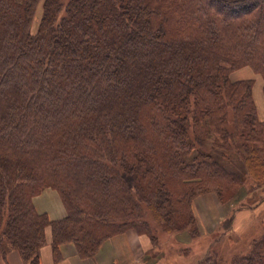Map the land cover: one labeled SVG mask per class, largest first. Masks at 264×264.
<instances>
[{"label":"trees","instance_id":"1","mask_svg":"<svg viewBox=\"0 0 264 264\" xmlns=\"http://www.w3.org/2000/svg\"><path fill=\"white\" fill-rule=\"evenodd\" d=\"M245 67L264 97V0H0V260L40 264L48 228L54 263L129 230L155 242L144 212L194 236V198L263 188ZM46 189L63 218L36 211ZM229 264H264V228Z\"/></svg>","mask_w":264,"mask_h":264},{"label":"rangeland","instance_id":"2","mask_svg":"<svg viewBox=\"0 0 264 264\" xmlns=\"http://www.w3.org/2000/svg\"><path fill=\"white\" fill-rule=\"evenodd\" d=\"M40 16L41 6L36 12L32 32L36 31ZM230 77L232 81H254L253 98L259 119L264 121L260 76L245 67ZM191 210L197 226L194 236L190 230L166 234L151 220L150 214L144 212L155 242L147 235L138 234L145 237L148 247L145 250L146 246H142V264H200L207 252L216 254L214 261L217 260V264H229L232 257L247 250L250 241L260 236L264 228V187L255 188L247 182L245 188L226 203H222L214 193L200 195L192 201ZM8 256L4 263L0 260V264H13L8 262Z\"/></svg>","mask_w":264,"mask_h":264},{"label":"crops","instance_id":"3","mask_svg":"<svg viewBox=\"0 0 264 264\" xmlns=\"http://www.w3.org/2000/svg\"><path fill=\"white\" fill-rule=\"evenodd\" d=\"M33 205L38 213H45L50 220H59L65 216L62 201L54 190H43L33 198ZM45 234L46 244L39 251L40 264H142V246H146L145 250L148 248L145 237L129 230L105 241L92 259L79 258L72 244L62 245L60 246L62 260L54 263L49 228ZM8 262L22 264L20 257L15 252L9 254Z\"/></svg>","mask_w":264,"mask_h":264}]
</instances>
